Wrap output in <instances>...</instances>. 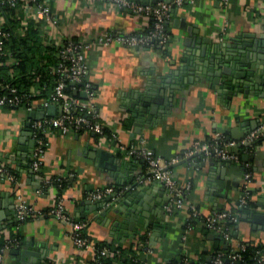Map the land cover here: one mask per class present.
Instances as JSON below:
<instances>
[{
  "label": "crops",
  "instance_id": "obj_1",
  "mask_svg": "<svg viewBox=\"0 0 264 264\" xmlns=\"http://www.w3.org/2000/svg\"><path fill=\"white\" fill-rule=\"evenodd\" d=\"M48 1L57 23L39 22L45 43L60 44L71 37L91 42L104 32L141 33L150 27V19L145 16L104 0ZM216 1L184 2L177 7L176 14L170 12L165 20L169 39L163 44L155 42L150 47L93 44L83 51L87 64L85 79L91 82L95 91L94 103L100 111L101 123L105 131L119 134L117 140L83 129H70L63 134L56 128H49L45 135L46 152L40 169L35 171L31 165L34 150L31 123L35 120L30 117L32 111L0 108V163L14 176V180L0 176V212L4 215L9 212L12 220L11 223L7 220L1 222L0 240L14 231L17 197L39 211H47L54 205L57 190L49 184L47 188L44 185L47 180L58 177L70 180V185L61 191L62 205L70 217L86 225L84 233L92 242L114 241L127 246L144 236L146 239L140 246L139 258L147 264H167L183 258L211 264L229 246L235 248L233 241L200 226L199 219L216 210L233 208L241 194L243 178L231 167V175L238 178V188L229 191L226 198L210 196L209 187L215 184L211 179L216 175L213 159L198 162L194 158L192 162L197 163V168L186 160L167 166L177 185L181 187L190 182V188L180 209L174 207L168 211L167 201L162 217L165 226L156 229L155 235L148 228L140 229L133 239H116L109 228L93 220L90 203L97 200L91 198V193L103 187L122 192L134 186L136 192L150 191L146 197L152 201L168 199L161 182L147 179L144 161L127 155L126 147H120V144L136 145L139 139H144L156 154L169 160L180 156L194 141L211 142L216 133L241 141L263 121L264 90L240 93L228 100L206 85H185L183 92H175L171 110L167 111L160 78L177 79L174 72L185 64L186 50L194 45L195 36L202 38L208 55L212 45L229 44L230 38L252 42L264 35V0H229L226 4ZM16 16L21 21L28 18L22 8ZM141 97L163 100L157 104L161 112L148 127H138L131 117V107L139 103ZM43 109L45 111L38 102L33 112L39 113ZM241 146L245 147L241 161L248 164L251 172V204L240 213L232 233L236 241L264 245V221L253 219L256 213L264 214V137ZM96 148L110 155L101 156ZM119 162L121 172L127 168L132 173L131 180L124 177L120 183L114 178ZM156 182L159 183L152 186ZM189 205L195 206L199 219L188 220ZM16 237L18 243L5 250L1 264L94 263L93 251L77 249L69 227L51 216L24 221L19 224ZM26 252L30 256L31 252L37 255L30 260L24 256Z\"/></svg>",
  "mask_w": 264,
  "mask_h": 264
},
{
  "label": "built area",
  "instance_id": "obj_2",
  "mask_svg": "<svg viewBox=\"0 0 264 264\" xmlns=\"http://www.w3.org/2000/svg\"><path fill=\"white\" fill-rule=\"evenodd\" d=\"M108 3L117 5L122 8L130 9L137 15L145 16L152 19V29L141 33H123L113 34L104 32L96 37L91 42L78 41L73 42L66 39L61 43L60 55L65 61L59 63L57 72L61 74V79L54 87V91L48 98L39 100V105L46 108L50 104H55L62 108L61 114L54 117L45 116L41 119H35L31 123L32 137L34 140V150L32 158V168L38 171L41 167L44 158L47 139L46 132L49 128H56L61 133L66 134L70 129H83L93 132L97 135H107L112 140H117L119 134L114 131L106 133L104 125L101 123V115L99 109L95 106L94 97L95 91L91 82L85 79L87 74V64L83 56V51L90 48L93 44L110 45L118 43L125 47H150L155 42L163 44L169 39L165 32V20L171 12V3L159 1L156 3L141 4L135 0H104ZM195 0H172V3L179 7L184 2H194ZM222 4H226L229 0H218ZM5 7L16 9L22 8L26 17L47 25H56L57 18L52 13L48 0H0V65L3 64L5 58L4 42L9 36L6 26ZM68 83L71 85L68 87ZM77 86H80L77 88ZM0 108H24L27 111H33L37 105V101L31 99V94L21 92L17 88L0 83ZM73 90V96L66 93L67 90ZM66 91V92H65ZM85 93V98H82L77 93ZM264 137V119L261 124L249 131L241 141L231 140L221 133H216L215 139L211 142L194 141L189 149L185 150L180 156L173 157L169 160L162 159L151 148H149L144 139H139L136 145L129 144L119 145L126 147V153L129 156L140 158L144 161L147 168V179L157 180L163 184L168 194V211L172 208L180 209L183 206V199L190 188V182L183 186L177 185V182L170 175L167 169L168 165L174 164L179 160H188L193 164L194 158L199 161L207 159H217L223 162H231L243 168V181L240 187L241 194L233 208L221 209L213 211L210 215L199 219L198 212L194 205H189V219H199L200 226L207 231L219 233L225 240L235 243V250H244L243 242L236 241L232 236L233 225L239 221L240 213L243 209L250 207L251 193L249 191V183L251 181V172L248 169V164L243 163L239 157L235 147H241L245 143H252ZM198 161V162H199ZM196 163V162H195ZM193 164L197 168V163ZM0 176L14 180V176L10 169L0 163ZM51 179L45 182V185L50 184ZM111 187H103L91 193V198L101 199L113 193ZM43 216L54 217L65 223L70 230V235L73 244L77 249H89L96 256H106L109 251L106 248L97 250L95 242L87 236L83 235L86 225L80 221L73 219L68 215L61 198H55L54 205L47 211H39L33 206L27 204L21 197H17L15 204V221L13 226V235L8 234L0 246V264L3 254L10 246L16 245L18 239L16 232L19 224L30 219H37ZM190 222V221H189ZM15 235V236H14ZM232 251L226 258L223 254L217 255L211 264H225L226 259L236 261L239 254ZM98 253V254H97ZM255 259L258 264H264V250H257ZM97 264H103L98 262ZM143 264H147L143 262ZM171 264V263H167ZM174 264V263H173ZM175 264H204L198 259L183 258Z\"/></svg>",
  "mask_w": 264,
  "mask_h": 264
},
{
  "label": "water",
  "instance_id": "obj_3",
  "mask_svg": "<svg viewBox=\"0 0 264 264\" xmlns=\"http://www.w3.org/2000/svg\"><path fill=\"white\" fill-rule=\"evenodd\" d=\"M138 1L142 4H154L159 1L171 3V13H177L178 8L172 3V0ZM216 3H218V0ZM192 33L197 34L196 31ZM230 41L231 43L229 44L212 45V48L210 47L211 54L207 55L206 44L202 42V38L195 36L194 45L191 38L192 45L186 50L185 64L174 72L177 79L160 78L162 98L164 97L163 99L168 105L167 111L171 110L176 95L175 92H183L185 85H206L208 89L217 92L228 100L240 93L247 94V92L264 90V35L262 38L254 39L252 42L237 37L230 38ZM219 49H221L220 52ZM258 79L262 81L259 82ZM79 96L85 98V93L81 92ZM161 103H163L161 99L152 100L148 97H141L139 103L137 102L135 106L131 107V117L135 120V124L138 127L153 125V120L161 112L160 108L158 110L157 104ZM61 110L60 106L57 107L55 104H50L45 108V111L44 109L39 113L32 111L30 117L32 119H41L45 116L54 117L60 115ZM228 137L230 138L231 136ZM245 145H249V143H245ZM238 149L239 146L235 147V151ZM95 150L101 153V156L110 155L105 150L97 148ZM246 158L244 156V159ZM119 163L113 173L114 178L120 183L123 182L124 177H128V180H131L132 173L127 168L121 172V162ZM212 165L215 167L216 175L213 176V180L211 179L215 184L213 183L214 185L212 184L209 187V194L213 197L226 198L229 191L235 190L239 186L238 178L231 175V167L234 168L239 177L243 175V168L234 163L217 159H213ZM226 174H228L227 177ZM157 183L159 182L154 183L152 186ZM133 187L125 188L122 192L115 190L111 195L103 197V199L90 201L93 206V220L109 228L110 234L116 239H133L140 229L146 230L148 228L151 229L152 235H155L157 234L156 229L165 226L162 217L164 218L165 216L164 206L167 205L168 199L152 201L146 197V194L150 191L136 192ZM10 216L9 212L6 215L0 212V229L3 228V225H1L2 221L12 222ZM253 219L263 222L264 214L256 213ZM34 255L36 256L37 254L35 252H31V256L29 252L24 254L30 260H34ZM225 264H229L228 259L225 260Z\"/></svg>",
  "mask_w": 264,
  "mask_h": 264
},
{
  "label": "trees",
  "instance_id": "obj_4",
  "mask_svg": "<svg viewBox=\"0 0 264 264\" xmlns=\"http://www.w3.org/2000/svg\"><path fill=\"white\" fill-rule=\"evenodd\" d=\"M19 9L20 7L16 9L5 7L4 10L7 19L6 26L10 34L4 42L6 55L3 64L0 65V83L2 85L13 86L21 92L31 94L32 100L39 101L48 98L61 79V74L57 72V69L59 63L65 62L61 58L60 49L61 43L66 39L60 44L45 43L39 27V21L31 18H24L21 21L20 17L16 16V12ZM152 24L153 21L150 19V27L147 31L152 29ZM165 32L167 33V31ZM68 39L73 42L80 41L75 37ZM70 86L68 83V87ZM79 87L77 86V88ZM66 93L73 96V90L71 89L69 91L67 90ZM77 94L76 96L78 97L79 93ZM106 133L108 132L106 131ZM243 147L241 146V150H238L239 157H241V153L245 148ZM196 161L199 160L196 158ZM69 183L70 180L68 178L53 177L49 186L57 190L56 198L59 199L61 198L62 189L70 185ZM44 187L47 188L48 185H44ZM232 225L234 230L236 224ZM11 234L13 235V232ZM83 235H86L84 231ZM232 236L235 238L233 233ZM145 239L144 236H141L139 241L130 242L127 246H123L114 241L96 242L95 247L97 250L106 248L109 253L106 256H96L93 264H97V260L103 264H143L139 256L141 252L140 246ZM3 241L4 239L0 240V246ZM243 244L245 246L244 250H235L229 246L223 254V257L226 258L235 250L239 254V258L236 261L229 259V264H258L255 259V254L257 250H264V245H253L246 242H243ZM177 262L174 261L171 264Z\"/></svg>",
  "mask_w": 264,
  "mask_h": 264
}]
</instances>
